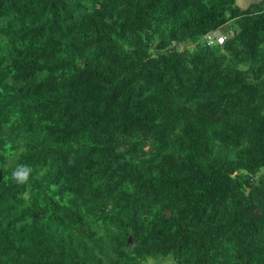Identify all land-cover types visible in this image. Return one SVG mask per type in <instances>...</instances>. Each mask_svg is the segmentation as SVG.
<instances>
[{"label":"trees","instance_id":"16d2710c","mask_svg":"<svg viewBox=\"0 0 264 264\" xmlns=\"http://www.w3.org/2000/svg\"><path fill=\"white\" fill-rule=\"evenodd\" d=\"M159 260L264 264V0H0V264Z\"/></svg>","mask_w":264,"mask_h":264},{"label":"built area","instance_id":"2783aa9c","mask_svg":"<svg viewBox=\"0 0 264 264\" xmlns=\"http://www.w3.org/2000/svg\"><path fill=\"white\" fill-rule=\"evenodd\" d=\"M227 37L228 35L226 34L214 31L204 35L203 40L206 46H213L215 44H221Z\"/></svg>","mask_w":264,"mask_h":264},{"label":"clouds","instance_id":"9594fccd","mask_svg":"<svg viewBox=\"0 0 264 264\" xmlns=\"http://www.w3.org/2000/svg\"><path fill=\"white\" fill-rule=\"evenodd\" d=\"M214 31H218L222 34H226L228 35V37L230 36L231 32L229 31L228 33H223L219 30H214ZM212 31V32H214ZM211 33V32H210ZM208 34V33H207ZM227 37V38H228ZM226 40V39H225ZM224 40V41H225ZM223 43V42H222ZM216 45V44H215ZM214 46V45H213ZM207 47H210V46H207ZM31 169L30 168H27V167H21L19 170H17L16 172L13 173V178L15 180H17L18 182H24L27 180L28 176H29V173H30Z\"/></svg>","mask_w":264,"mask_h":264},{"label":"rangeland","instance_id":"374dc122","mask_svg":"<svg viewBox=\"0 0 264 264\" xmlns=\"http://www.w3.org/2000/svg\"><path fill=\"white\" fill-rule=\"evenodd\" d=\"M254 1H256V0H236V4L240 8H244L246 5H248L249 3H253ZM228 27L229 26L226 25V26L223 27V29H228ZM223 29L219 30V31H223ZM232 29L233 28H230L229 30L233 31ZM230 36H231V34H230ZM183 46L186 47V48H190L191 47L189 44H183ZM147 264H151V261H148ZM156 264H171V263L169 261H167V260H163V261L159 260Z\"/></svg>","mask_w":264,"mask_h":264},{"label":"crops","instance_id":"0c3cea01","mask_svg":"<svg viewBox=\"0 0 264 264\" xmlns=\"http://www.w3.org/2000/svg\"><path fill=\"white\" fill-rule=\"evenodd\" d=\"M257 1H260V0H256V1H254V2H257ZM254 2H253V3H254ZM248 5H250V3H249ZM248 5H246L245 7H247ZM245 7H244V8H245Z\"/></svg>","mask_w":264,"mask_h":264}]
</instances>
